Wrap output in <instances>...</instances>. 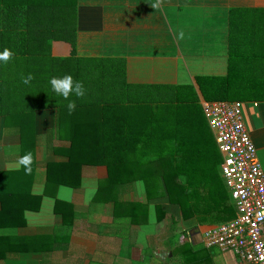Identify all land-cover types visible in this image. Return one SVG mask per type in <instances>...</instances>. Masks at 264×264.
<instances>
[{"label":"crops","instance_id":"obj_1","mask_svg":"<svg viewBox=\"0 0 264 264\" xmlns=\"http://www.w3.org/2000/svg\"><path fill=\"white\" fill-rule=\"evenodd\" d=\"M233 10H240L234 40ZM233 49L241 57L264 55V0H78L76 57L123 60L129 85L190 86L203 108L197 79L227 77L231 57H240L233 58ZM72 53L68 43L52 45L56 58ZM254 62L245 68L254 84L230 102L242 104L264 170V63ZM54 124L55 110L45 109L26 131V154L35 166L30 196L38 207L25 210L23 225L0 229V238L27 239L30 251L12 250L0 264H235L232 253L202 240L205 230L223 223L185 213L171 200L168 171L146 165L131 181L113 179L107 166L84 162L85 155L60 141ZM209 131L207 122L203 137L218 150ZM22 150L20 129L8 128L0 117V173L23 169ZM200 157L178 151L172 161L182 166ZM180 179L184 183L185 175Z\"/></svg>","mask_w":264,"mask_h":264},{"label":"trees","instance_id":"obj_2","mask_svg":"<svg viewBox=\"0 0 264 264\" xmlns=\"http://www.w3.org/2000/svg\"><path fill=\"white\" fill-rule=\"evenodd\" d=\"M77 7L78 0H0V52L8 49L13 54L9 62L0 61V117L8 128L20 129L22 153L30 146L26 131L31 130L35 113L53 109V133L85 155L84 162L107 166L111 178L119 176L122 182L140 177L143 166L160 165L168 171L164 180L171 200L185 213L207 215L204 220L216 223L233 220L235 208L217 168L219 153L203 137L207 123L195 89L129 85L123 60L76 57ZM239 13L231 12L233 40L234 17ZM54 42L70 44L72 56L54 57ZM249 52L259 57H241V51L231 50L233 58L240 57H231L227 77L197 79L206 102L235 101L254 84L245 68L254 60L264 63V55ZM29 75L32 78L25 83ZM64 75L82 81L87 90L83 98H72L76 109L71 113L68 101L53 93L49 84L52 77ZM178 151L201 157L197 163L188 159L179 166L172 161ZM145 157L154 160L142 161ZM30 167V172L23 165L18 173H0V229L23 225L25 210L38 207L30 196L35 166ZM15 249L29 252L28 240L0 238V259Z\"/></svg>","mask_w":264,"mask_h":264},{"label":"built area","instance_id":"obj_3","mask_svg":"<svg viewBox=\"0 0 264 264\" xmlns=\"http://www.w3.org/2000/svg\"><path fill=\"white\" fill-rule=\"evenodd\" d=\"M204 114L221 156V175L236 217L202 233L207 247L232 253L235 264H264V170L240 102H205Z\"/></svg>","mask_w":264,"mask_h":264},{"label":"clouds","instance_id":"obj_4","mask_svg":"<svg viewBox=\"0 0 264 264\" xmlns=\"http://www.w3.org/2000/svg\"><path fill=\"white\" fill-rule=\"evenodd\" d=\"M12 53L5 49L3 52H0V61L2 62H9ZM31 76L29 75L25 79V83H28L31 80ZM49 84L51 86V91L55 93L58 97H62L64 100H67V109L68 112L71 113L76 109V100L72 99L75 97L76 99L83 98L86 95V88L82 81L74 80L71 75H64L63 77H52L49 80ZM19 163L25 165V170L27 172L31 171V163H32V156L31 154H26L20 157Z\"/></svg>","mask_w":264,"mask_h":264},{"label":"rangeland","instance_id":"obj_5","mask_svg":"<svg viewBox=\"0 0 264 264\" xmlns=\"http://www.w3.org/2000/svg\"><path fill=\"white\" fill-rule=\"evenodd\" d=\"M202 120L205 122V123H207V118H206V115H204V112H203V114H202ZM209 135L210 136H213L212 135V133L209 131ZM218 151V150H217ZM218 153H219V151H218ZM219 156H220V154H219ZM223 182V181H222Z\"/></svg>","mask_w":264,"mask_h":264}]
</instances>
